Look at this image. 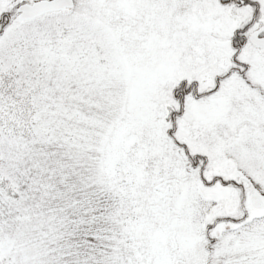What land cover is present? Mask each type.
Returning a JSON list of instances; mask_svg holds the SVG:
<instances>
[{
  "label": "snow or ice",
  "instance_id": "1",
  "mask_svg": "<svg viewBox=\"0 0 264 264\" xmlns=\"http://www.w3.org/2000/svg\"><path fill=\"white\" fill-rule=\"evenodd\" d=\"M0 264H264V0H0Z\"/></svg>",
  "mask_w": 264,
  "mask_h": 264
}]
</instances>
